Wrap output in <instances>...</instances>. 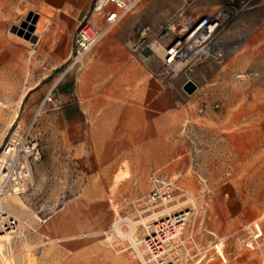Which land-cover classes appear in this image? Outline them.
Segmentation results:
<instances>
[{
	"label": "rangeland",
	"instance_id": "374dc122",
	"mask_svg": "<svg viewBox=\"0 0 264 264\" xmlns=\"http://www.w3.org/2000/svg\"><path fill=\"white\" fill-rule=\"evenodd\" d=\"M94 1L87 12L77 13L59 11L48 0H0V150L18 124L22 130L31 127V139L39 151V159L31 163L30 191L5 199V208L20 220V227L14 237L0 239V264H36L32 246L41 243L44 230L60 227L50 222L72 209L80 212L86 228L82 243L129 255L105 246L103 239L116 221L130 219L146 199L150 191L146 175L138 169L133 181L113 186L114 171L104 162L115 159L121 141L109 134L111 139L92 140L96 146H90L88 127L80 131L79 141L73 140L69 116L78 109L72 107L71 86L61 88L105 45L113 69L135 61L152 74L159 92L167 93L183 112L176 133L191 151L176 158V165L187 169L174 177L175 198L169 207L171 211L190 208L193 212L179 239L187 246L196 244L197 248L190 250L193 261L204 264L211 258L208 264H264V256L236 249L231 239L224 248L218 243L243 223L258 220L264 211V0H140L90 51L82 66L62 78L52 93L53 101L36 118L38 105L48 92L43 84L54 81L62 66L55 71L45 69L47 63L40 62L36 52L30 55L25 39L10 30L29 12L33 21L36 14L41 15L37 24L41 37L63 21L62 36L54 49L47 51L50 63L58 59L62 63L70 51L72 34L68 33H74L78 22L90 15ZM222 6L230 7L222 25L206 43H189L185 66L169 73L156 50L160 32L174 22L193 23ZM46 20L51 22L48 28ZM176 32L161 46L166 48L184 38V31L177 28ZM42 44L43 38L39 50ZM97 67L102 69L103 64ZM101 69L95 73L89 114L82 112L92 122L105 111H114L121 91L116 82L119 75L113 72L104 77ZM109 79L112 81L106 82ZM188 81L197 87L190 95L183 90ZM122 158L127 172L128 156ZM159 167L165 169L161 171L168 168L166 164ZM15 245L18 248L13 251ZM216 253L225 257L226 263Z\"/></svg>",
	"mask_w": 264,
	"mask_h": 264
},
{
	"label": "crops",
	"instance_id": "0c3cea01",
	"mask_svg": "<svg viewBox=\"0 0 264 264\" xmlns=\"http://www.w3.org/2000/svg\"><path fill=\"white\" fill-rule=\"evenodd\" d=\"M48 1L53 2L52 5L57 6L59 11L80 13L87 12L92 0ZM85 18L95 27H100L104 21L103 16L89 15L88 17L84 16L81 20ZM40 20L41 15L38 14V25ZM45 23L47 24L46 28H48L51 22L46 20ZM63 24V21L56 22L42 37L38 33L35 52L38 54L37 57L40 62L45 61L47 63L45 69L49 67L50 70L55 71L56 68L61 67L66 62L70 55L73 36L78 24L74 33L73 31L68 33L72 34L71 46L68 57L62 63H60L61 59L50 63L47 54V51L54 49L56 41L62 36L61 27ZM42 38V49L39 50L38 45ZM23 41L27 43L28 53L30 55L34 54L35 52L31 53L30 51V42ZM105 49L106 45L96 49L89 59L88 66L73 73L66 81L67 83H63L61 87L71 86V96L75 100L72 107L78 109L77 113H72L69 116L73 140L79 141L81 139L80 131L88 127L90 146H96L95 143L92 144V140L106 141L111 139L109 134H114L113 139L121 141L116 145H119L120 152H116L115 159L111 158L104 162L109 163L110 170L114 171L110 180L113 186L115 176L118 173L126 172V169L122 167V157L124 156H128V169L125 178L116 186L133 181V172L135 173L139 169L146 175V182L150 188V175L155 171L163 170L164 168L159 166L165 164L168 166L166 171L171 176L178 177L180 172L186 171L187 167H178L175 163L176 158L186 155L187 151H191L183 137H177L176 133L178 123L184 118L183 112L175 107L167 93L159 92V87L155 83V79L151 78L152 74L148 70L140 67L133 60H128L124 68L113 69L111 59ZM100 63L103 64L102 69L97 67V64ZM100 69L104 77H111L113 72H115V76L119 75L116 82L120 84L121 91L118 101L113 105L114 111H105L101 117H95L94 122H92L91 118L83 117L82 112L89 114L88 110L94 102L92 99L93 85L96 81L94 77ZM107 81L111 82L112 80ZM53 83L54 81L45 82L43 90L49 91ZM109 106L111 109L112 105ZM160 157H162V162ZM132 164L139 166V168L132 167ZM6 210L10 212L8 209ZM92 215L94 219V213ZM50 223L52 225L59 223L60 227H50V229L44 230L40 235L43 239L41 243L32 246L36 264H137L135 260L129 258V255L114 254L110 249L107 250L96 245L88 246L82 243L81 234H84L83 231L86 228L81 224L79 211L72 209L71 212L58 216ZM17 233H19V230L11 237H14ZM44 239L47 241L43 242ZM17 248L18 246L15 245L13 251H16Z\"/></svg>",
	"mask_w": 264,
	"mask_h": 264
},
{
	"label": "built area",
	"instance_id": "2783aa9c",
	"mask_svg": "<svg viewBox=\"0 0 264 264\" xmlns=\"http://www.w3.org/2000/svg\"><path fill=\"white\" fill-rule=\"evenodd\" d=\"M139 1H94L90 15L103 16V24L95 27L88 22L87 18L78 23L70 55L57 73L51 89L38 105L36 118L44 106L53 101L52 93L62 78L81 67L90 51ZM109 7L111 8L108 9ZM229 11V6H222L210 16H203L193 23L174 22L160 32L155 40V45L158 46H161V42L168 37L175 36L177 28L179 32L185 33L183 39H176L172 45L166 48L161 46L164 54L160 60L169 73L179 72V70L175 71L179 64L182 68L185 66L187 45L194 43L190 41L178 52H173V46L186 38L195 39L199 42L198 45L206 43L222 25ZM221 12L224 15L222 20ZM35 37V42L29 41L31 53L35 52L38 34ZM142 37L143 35L139 42L142 41ZM37 159H39L38 144L31 139V127L22 130L17 124L8 134L7 142L0 150V239L3 236L15 234L19 230L20 220L5 209V199L24 196L30 191L33 186L31 163ZM175 180L166 171L153 172L150 175V191L146 199L138 204L130 219L128 217L119 219L112 229L105 233L103 239L105 246L116 249L120 253H128L137 264H199L193 261L190 253L191 249L197 248L196 244L187 246L179 240L193 214L192 210L182 208L171 211L169 207L175 198L173 194ZM228 239H231L233 246L238 250L256 251L264 256V211L258 220L243 223L228 236L218 240V243L221 242L224 248ZM215 245L212 246L214 250ZM181 251L184 253L183 256L180 255ZM218 256L222 263H226L225 257ZM211 260L207 258L204 264H208Z\"/></svg>",
	"mask_w": 264,
	"mask_h": 264
},
{
	"label": "bare ground",
	"instance_id": "6f19581e",
	"mask_svg": "<svg viewBox=\"0 0 264 264\" xmlns=\"http://www.w3.org/2000/svg\"><path fill=\"white\" fill-rule=\"evenodd\" d=\"M29 15H30V12L27 14L26 18L20 23V25L13 26L11 31L14 35H17V33H22L23 37L29 36L30 38H32L33 36L39 33L37 30L38 29L37 28L38 14H36V18H35L36 20L34 21L29 19ZM221 20H222V13H221ZM190 41H193L194 44L199 43L195 39L190 40V38H186L184 41H180L173 46V52H178V50H180L181 48H184V46L187 45ZM156 50L160 51L162 55L164 54V50L161 46H157ZM180 66L181 65L179 64V66H177L175 71L182 70V66L181 67ZM125 176H126L125 173H118L114 179V186H116L122 179H124ZM219 243L221 244V242Z\"/></svg>",
	"mask_w": 264,
	"mask_h": 264
},
{
	"label": "water",
	"instance_id": "95a60500",
	"mask_svg": "<svg viewBox=\"0 0 264 264\" xmlns=\"http://www.w3.org/2000/svg\"><path fill=\"white\" fill-rule=\"evenodd\" d=\"M12 28H11V30H12ZM11 33H12V31H11ZM17 36L25 39L26 41H30L32 43L36 41L35 36H33L32 38H30L29 36L23 37L22 33H17ZM196 88H197L196 85L194 83H192L191 81L186 82L185 85L183 86V90L189 95L192 94L196 90Z\"/></svg>",
	"mask_w": 264,
	"mask_h": 264
}]
</instances>
